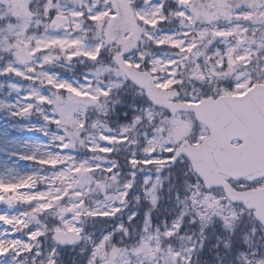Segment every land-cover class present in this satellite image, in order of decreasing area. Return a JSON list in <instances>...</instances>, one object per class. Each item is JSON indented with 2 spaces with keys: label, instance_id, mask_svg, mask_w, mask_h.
I'll list each match as a JSON object with an SVG mask.
<instances>
[{
  "label": "snow or ice",
  "instance_id": "snow-or-ice-1",
  "mask_svg": "<svg viewBox=\"0 0 264 264\" xmlns=\"http://www.w3.org/2000/svg\"><path fill=\"white\" fill-rule=\"evenodd\" d=\"M0 264H264V0H0Z\"/></svg>",
  "mask_w": 264,
  "mask_h": 264
}]
</instances>
